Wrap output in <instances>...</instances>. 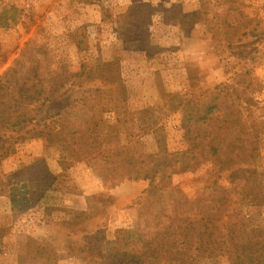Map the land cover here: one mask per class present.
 I'll return each mask as SVG.
<instances>
[{
	"label": "rangeland",
	"instance_id": "374dc122",
	"mask_svg": "<svg viewBox=\"0 0 264 264\" xmlns=\"http://www.w3.org/2000/svg\"><path fill=\"white\" fill-rule=\"evenodd\" d=\"M138 1L0 0V264H114L116 231L142 238L231 169L264 172V0ZM187 101L204 115L189 136ZM212 139L254 159L218 171ZM165 153L164 174H129Z\"/></svg>",
	"mask_w": 264,
	"mask_h": 264
},
{
	"label": "trees",
	"instance_id": "16d2710c",
	"mask_svg": "<svg viewBox=\"0 0 264 264\" xmlns=\"http://www.w3.org/2000/svg\"><path fill=\"white\" fill-rule=\"evenodd\" d=\"M34 92L37 96L42 94L40 89ZM18 94L23 98L30 96L26 90ZM50 98L51 95H44L42 102ZM189 104L190 101H187L182 111V125L188 136L190 122L204 119V115L193 116ZM215 108H217L215 104L207 106V114L212 113ZM16 118L13 123L5 122L18 127L33 122L24 114ZM41 134L50 137L46 140L53 137V140L59 141V146L66 153L71 151L69 144L77 143L73 134L69 141L62 134L57 138L45 130L41 131ZM254 150V147H250L248 151L231 149L229 153L223 155L212 139L209 145L210 157L206 158L218 167V171H222L236 161L250 163L249 160L254 159ZM171 161L170 155L165 153L154 160L150 167L142 171L131 169L129 174L133 173L135 177L139 174L142 178L152 180L156 175L164 174L171 167ZM44 177H48V173H45ZM228 180L230 187L213 182L207 197L175 205L172 214H166L162 223L157 222L156 226L159 227L142 238L133 237V234L125 229L116 231L112 249L114 264H120L125 260L126 264H142L144 261L154 264H198L200 258L216 255H226L230 264H264V225L252 222V217L236 206L237 200H233L236 196H241L247 205H264V172L257 176L251 168L238 167L235 170L231 169ZM46 187L49 189L48 185Z\"/></svg>",
	"mask_w": 264,
	"mask_h": 264
}]
</instances>
